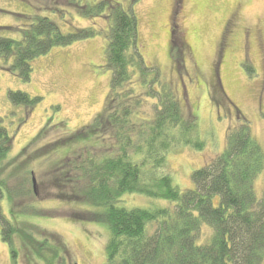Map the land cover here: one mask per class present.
Here are the masks:
<instances>
[{"label": "trees", "instance_id": "obj_1", "mask_svg": "<svg viewBox=\"0 0 264 264\" xmlns=\"http://www.w3.org/2000/svg\"><path fill=\"white\" fill-rule=\"evenodd\" d=\"M48 2L56 12L64 7L88 17L108 13L110 21L106 55L112 77L106 108L62 139L51 153L65 155L56 159L49 172L53 196L81 199V203L102 208L75 216L106 225L110 232L107 264H264V191L259 198L255 189L257 177L264 173V149L248 118L238 109L237 124L227 131L225 149L193 172L192 189L181 190L168 172L169 153L185 146L204 150L206 143L198 118L185 109V97L182 101L160 69L146 63L135 13L110 0ZM27 24L7 27L21 32L20 39L0 37V58L11 62L9 70L24 81L31 80L37 57L98 33L93 28L65 33L42 15L29 17ZM179 42L174 30L173 44ZM8 97L13 104L29 108L42 98L21 90H9ZM2 121L1 237L11 246L15 260V238L20 236L38 264H68V250L59 236L51 233L38 239L22 226L27 222L24 213L35 208L21 204L22 196L36 197L33 170L26 166L30 159L24 158L12 167L16 171H9L13 135ZM127 193L166 200L172 206L129 208L120 204Z\"/></svg>", "mask_w": 264, "mask_h": 264}, {"label": "rangeland", "instance_id": "obj_2", "mask_svg": "<svg viewBox=\"0 0 264 264\" xmlns=\"http://www.w3.org/2000/svg\"><path fill=\"white\" fill-rule=\"evenodd\" d=\"M81 1L95 4L102 0ZM110 1L135 13L146 63L160 69L180 99L185 97L187 113L198 118L205 149L185 146L167 157L168 172L176 186L192 189L193 172L225 149L227 131L237 124L238 109L251 122L264 149V0ZM52 6L48 0H0V37L20 39L21 32L7 27L23 28L35 15L49 17L65 33L83 28L98 32L94 37L54 47L37 57L30 81L10 71L11 62L0 58V118L13 135L9 171H16L12 167L29 158L26 166L36 177V197H20L23 206H35L31 213H24L25 229L37 234L38 239L51 233L59 236L68 250V264H107L108 228L75 216L102 208L81 203V199L53 196V175L49 172L56 159L65 155V149L59 150L62 156L51 153L62 139L91 123L106 108L112 77L106 55L110 21L108 13L88 17L72 8L63 7L56 12L49 9ZM174 30L180 40L178 45L173 44ZM9 90L42 98L32 108L16 105L8 97ZM230 101L232 107L226 105ZM148 106L145 109L149 110ZM39 133L43 135L38 139ZM17 181L18 178L13 179V186ZM255 189L262 197L263 172L256 179ZM120 204L129 208L172 206L169 201L140 193L125 194ZM9 208L5 204L10 216ZM38 213L44 216H37ZM205 228L211 233L210 227ZM15 240L16 260L11 246L1 237L0 227V264L40 263L20 236Z\"/></svg>", "mask_w": 264, "mask_h": 264}, {"label": "water", "instance_id": "obj_3", "mask_svg": "<svg viewBox=\"0 0 264 264\" xmlns=\"http://www.w3.org/2000/svg\"><path fill=\"white\" fill-rule=\"evenodd\" d=\"M33 186H34V190H35V192L37 191V181H36V177H35V175L33 174Z\"/></svg>", "mask_w": 264, "mask_h": 264}]
</instances>
